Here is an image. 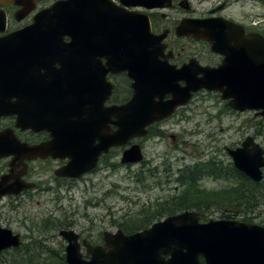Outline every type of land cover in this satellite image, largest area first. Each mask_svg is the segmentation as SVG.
I'll list each match as a JSON object with an SVG mask.
<instances>
[{"label":"water","instance_id":"obj_1","mask_svg":"<svg viewBox=\"0 0 264 264\" xmlns=\"http://www.w3.org/2000/svg\"><path fill=\"white\" fill-rule=\"evenodd\" d=\"M121 1L129 4L128 0ZM25 16L26 13L21 14L19 20ZM3 23L1 32H4ZM148 23L144 18H130L110 0H69L37 14L32 25L0 38L20 45L28 43L26 49L40 52L41 59L48 61L45 68L48 73H55L53 88L60 96L82 99L78 104L72 103V107L82 111L84 119L62 118L47 123L46 127L55 138L60 133L63 140L72 137L73 148L69 153L72 162L63 170L65 175L76 177L92 170L103 153L145 136L149 125L171 116L201 90L220 92L231 108L259 111L264 117L262 34H247L227 21L197 22L187 34L209 42L212 51L224 60L218 68H202L192 63L176 69L161 60L166 47L162 41H151ZM135 26L138 34L134 32ZM65 37L71 42L65 43ZM7 48L12 50V46ZM22 50L20 46L18 52ZM87 50L94 54L86 55L83 51ZM104 59L107 64H103ZM55 64L61 69L55 70ZM8 66L4 55L0 59V73ZM125 71L133 80V98L124 106L108 108L105 103L112 86L106 77L110 72ZM181 81L186 85L181 86ZM168 95L172 98L165 101ZM112 124L118 127L116 131ZM68 144L62 142L63 148ZM56 148L55 144H48L46 154H53ZM229 154L237 169L256 182L262 181L264 150L253 138L249 137L241 148L229 150ZM142 160L139 145L123 153V164ZM60 235L68 241V264H200L201 256L207 264H264V227L233 221L200 224L198 214L189 211L131 236L122 230L115 234L106 232L104 247L84 241L89 259L81 251L79 235L72 230H63ZM20 244L19 236L0 229V251ZM166 255L171 257L166 260L163 257Z\"/></svg>","mask_w":264,"mask_h":264},{"label":"flooded vegetation","instance_id":"obj_2","mask_svg":"<svg viewBox=\"0 0 264 264\" xmlns=\"http://www.w3.org/2000/svg\"><path fill=\"white\" fill-rule=\"evenodd\" d=\"M9 1L16 2L0 1V10L7 17L6 30L0 33V37L29 26L34 15L67 0ZM111 1L130 18L143 17L149 20L151 41H163L166 46L164 56L170 65L178 69L190 62L203 68H217L224 59L212 52L208 42L187 34L196 27L197 22L226 20L243 28L247 34L257 31L264 35V0H128L127 5L121 0ZM207 1H212L214 5L207 8ZM21 12L28 13V16L18 21L16 18ZM133 28L135 34H138L137 27ZM66 40L69 42L70 39ZM27 44L0 41V59L5 55L6 65H9L3 71L4 81L0 83V229L11 230L22 241L21 246L4 251L8 254L22 252L35 244L27 243L24 235L15 231L11 225L21 221L9 216V212H15L26 205L25 200L31 197H72L80 182L94 174L100 164L106 166L104 155L97 169L78 177L65 175L63 170L71 163L69 153L73 148L72 137L69 136L71 140H63L60 133L55 138L46 124L62 118L84 119L85 114L72 107V103L78 104L82 99L68 100V97L60 96L53 88L56 84L55 73H48L45 68L48 61L41 59L40 52L26 49ZM8 46H12L11 51L7 50ZM20 46L23 47L22 52H18ZM83 52L94 54V51ZM76 54H80L79 51ZM103 63H107V60ZM54 68L61 69V66L55 64ZM107 79L112 85V94L105 105L111 107L127 103L133 95L132 82L127 72L110 73ZM69 94L64 92L65 96ZM112 128L116 129L115 126ZM62 142L70 144L63 148ZM48 144L56 145L53 154H46ZM54 153L59 155L55 157ZM168 258L169 255L166 256ZM200 264H207L205 257H200Z\"/></svg>","mask_w":264,"mask_h":264},{"label":"rangeland","instance_id":"obj_3","mask_svg":"<svg viewBox=\"0 0 264 264\" xmlns=\"http://www.w3.org/2000/svg\"><path fill=\"white\" fill-rule=\"evenodd\" d=\"M212 5V1L205 3L207 8ZM158 129L161 136L141 140L144 161L140 164H121L122 149H115L106 158V166L100 164L94 174L79 181L72 197H31L25 200L26 205L9 212V216L21 221L11 225L15 231L23 234L27 243L35 244L22 253H1L0 264H45L47 255L48 260L55 262L56 256L64 257L67 242L54 224L71 226L82 238L96 244L101 243L104 232L115 233L124 227H128V232L134 231L130 225L142 212L156 211L183 190L176 181L179 171L197 163L213 159L220 164V176L202 178L197 183L200 189L217 192L237 187L239 179L233 173L228 150L240 147L249 136L264 148V119L255 112L231 111L218 93H199L174 118L158 125ZM246 186L254 190L251 182ZM201 205L203 211L189 210L202 213L207 219L224 216L220 205ZM248 207V210L235 209L236 221L250 219L264 225V204Z\"/></svg>","mask_w":264,"mask_h":264},{"label":"trees","instance_id":"obj_4","mask_svg":"<svg viewBox=\"0 0 264 264\" xmlns=\"http://www.w3.org/2000/svg\"><path fill=\"white\" fill-rule=\"evenodd\" d=\"M232 170L239 179L238 186L217 192H207L200 189L197 184L206 176H220V164L215 160L212 159L204 164L197 163L193 167L190 166L180 170L176 181L182 185L183 190L178 195H175L170 202L159 205L156 211L149 214L142 212L140 218L132 223L133 225H130L131 228L135 230L145 229L149 227L154 220H158L168 214H175L182 210L196 208L197 210L203 211L201 204H206L208 206L220 205L225 211L223 215H227V212H237L235 209L248 210L250 208L248 207L249 205L254 207L258 203L264 204V197H260L261 194H264V183H252L254 185V190H250V188L246 186V177L243 174H237L234 167H232ZM229 207L234 209H229ZM229 216H231V213ZM244 221H247V219H244ZM55 225H58L55 230H60L65 227L59 224H54L53 226ZM124 230L126 232L129 231L128 227H124ZM49 256L50 255H47L45 264H66L65 257L59 258L56 256L54 258L56 260L55 262L53 260H48Z\"/></svg>","mask_w":264,"mask_h":264}]
</instances>
